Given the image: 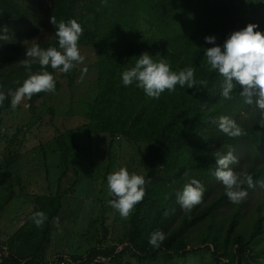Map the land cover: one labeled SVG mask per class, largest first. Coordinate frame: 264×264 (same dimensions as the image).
Returning a JSON list of instances; mask_svg holds the SVG:
<instances>
[{
  "label": "trees",
  "instance_id": "16d2710c",
  "mask_svg": "<svg viewBox=\"0 0 264 264\" xmlns=\"http://www.w3.org/2000/svg\"><path fill=\"white\" fill-rule=\"evenodd\" d=\"M51 3L50 21L53 16L57 25L61 20H77L83 28L79 46L90 47L99 54L97 93L85 102L84 124L57 132L53 140L43 145L58 156L60 182L70 175L69 155L81 151L76 139V132L81 130L89 138L108 135L118 141L146 144L142 163L146 180L151 181L146 184V195L136 205L126 233L120 232L118 239L113 237L122 248L113 245L116 241L108 240L102 224L95 248L84 258L73 255L72 263L93 264L100 258V264L107 261L130 264L123 258L130 255L136 264H186L190 259L203 261L208 253L211 264H249V260L264 264V185L260 190L263 195L250 203L255 199L254 189L264 184V162L260 163L257 156L264 142V118L255 103L244 102L239 85L234 88L232 99L221 96L224 77L210 69L205 56V49L215 46L206 43L207 36H215L217 45L222 46L231 33L248 24H257L256 30L264 33V0H52ZM24 11L18 0H0V23L23 20ZM52 30L53 36L44 49L58 48L57 28L53 24ZM145 52L156 60L166 58L173 71L194 68L197 82L207 81L206 86H197L200 89L197 91L177 85L174 92L165 91L158 99L148 97L136 82L125 87L122 72L133 67ZM47 70L55 77L59 69L49 66ZM28 74L18 75L19 83L6 86V94L22 86ZM62 75L72 86L77 68ZM45 93L33 95L30 102L35 103ZM5 106L11 107V96L0 106V136ZM221 116L234 119L245 134L236 138L224 134L218 127ZM241 143H248L257 157V160L247 157L245 167L239 171L253 177V186L245 183L241 189L248 193L249 200L232 203L224 189L209 201L217 153L226 155ZM20 156L19 150H10L0 171L5 170L9 177ZM193 178L206 191L202 203L187 211L177 202V195ZM67 196L64 191L62 195L57 192L47 197L43 211L47 220L41 227L40 250L51 243L57 218L69 221L63 227L71 236L70 222L78 219L84 202ZM250 208L253 213L248 218ZM245 228L248 233L242 230ZM157 230L166 235L158 248L149 244L150 235ZM196 230L200 232L192 242L190 235ZM128 241L130 245L123 246ZM4 249L9 250L2 246L0 252ZM8 253V257H0V264H46L39 260L42 259L39 249L32 254L12 250Z\"/></svg>",
  "mask_w": 264,
  "mask_h": 264
},
{
  "label": "rangeland",
  "instance_id": "374dc122",
  "mask_svg": "<svg viewBox=\"0 0 264 264\" xmlns=\"http://www.w3.org/2000/svg\"><path fill=\"white\" fill-rule=\"evenodd\" d=\"M18 1L25 10L26 17L7 25L0 23V36L9 37L7 40H0V86H2L0 90L5 93L6 86L17 84L18 75L28 73L20 64V61L26 59L27 47L37 43L44 48L45 43L53 36L50 21L52 0ZM5 28L7 32L4 31ZM79 47L85 60L76 67L77 75L74 82H70L72 86L58 70L55 72V92H46L35 103H31L26 97L15 110L12 107H4L0 165L2 167L10 150H19L22 158L21 160L19 158L20 161L11 168L9 177L5 170L0 171V247L4 246L9 249L8 251H17L20 254L22 252L32 254L39 249V256L42 257L39 260L46 264L59 263L65 258L71 260L70 258L76 254L86 257L95 248L97 231L100 232L98 228L102 224L107 230L108 240L116 241L113 245L121 249L122 246L117 243L119 241L113 237L118 239L120 232L126 233V226L136 208L128 219H122L109 205L112 197L109 195L107 176L120 167H126L130 173L136 172L146 178V170L142 163V154L146 153L148 148L146 144L137 145L125 139L118 141L108 135L89 138L86 132L81 130L76 132L81 151L79 154L77 151L70 152V175L65 177L64 182H60L58 156L52 149L43 145L53 140L58 135L57 132L63 133L80 128L85 121L84 113L87 106L85 102L87 98L97 93L99 54L90 47ZM84 69H87L86 73ZM33 70H41L38 63L32 65L31 71ZM66 143L71 148L69 142ZM230 150L239 161L230 165L234 171L239 172L245 167L247 157L257 160L248 143H241L234 150L233 148ZM257 156L259 162L263 163L264 142ZM73 183L76 184L68 190V186ZM211 183L213 189L208 196L209 201L225 189L215 175ZM263 185L260 183V186L254 189L255 199L251 200V204L263 195L260 192ZM64 191H67L68 198L70 196L83 200L79 217L70 222L71 236L63 227L69 221L56 223V227L52 229L51 243L48 242L49 244H45L46 247L40 250L43 230L39 227L41 230L36 232L39 228L31 217L37 211H44L47 197L56 195L57 192L62 195ZM245 199L248 201L249 197ZM70 209L72 208L67 210ZM252 213L253 210L250 208L248 218ZM247 220L250 223L249 219ZM242 230H245V233L249 231L247 228ZM199 232L200 230H196L195 234L190 235L192 242L197 240L195 238ZM124 245H130V242H125ZM123 258L130 264H136V259L130 255H124ZM98 260L93 264H100ZM249 262L255 264L250 260ZM105 264H108V261ZM186 264H211V258L207 253L203 261L190 259Z\"/></svg>",
  "mask_w": 264,
  "mask_h": 264
},
{
  "label": "clouds",
  "instance_id": "9594fccd",
  "mask_svg": "<svg viewBox=\"0 0 264 264\" xmlns=\"http://www.w3.org/2000/svg\"><path fill=\"white\" fill-rule=\"evenodd\" d=\"M51 23L57 28L55 36L58 38V48L52 46L44 49L37 43L27 47L26 59L20 61V64L28 70V78L15 91L9 90L6 94L0 90V106L8 96H11V107L15 110L26 97L31 99L33 95L41 92H55L56 79L53 73L47 70L49 66L67 74L84 63L85 56L81 54L79 47V39L83 34L81 24L72 19L68 22L61 20L57 25L55 16L51 18ZM258 27L257 24H248L246 28L231 33L222 46L217 45L215 36L205 37L207 44L215 45L205 49V56L210 69L224 77L221 96L224 99H232L233 90L239 85L242 88L240 96L244 98V102L248 105L255 103L264 118V33L257 31ZM4 31L7 32V29ZM7 39V35L0 36V40ZM37 63L42 70L33 73L32 65ZM86 71L87 69H84L85 73ZM134 82L148 97L154 99H158L165 91L174 92L177 85L181 88H196L199 91L197 86L203 87L207 84L204 80L197 82L194 68L186 67L178 72L173 71L166 58L156 60L147 52L137 58L133 67L122 72V83L125 87ZM218 127L231 138L245 134L244 129L228 116L219 117ZM216 163L215 176L223 184L226 196L232 203L241 202L248 195L246 191L241 190L242 186L245 183L249 187L253 186L252 175L234 171L230 167L239 163L231 151L226 155L218 152ZM150 182L144 175L130 173L126 167H120L107 176L109 195L112 197L109 205L122 219H128L136 205L143 201L146 184ZM205 191V186L193 178L177 195V202L182 209L190 211L202 203ZM31 219L39 228L46 222L47 215L43 211H37ZM56 222H59L58 218ZM165 238V233L157 230L150 235L149 244L158 248Z\"/></svg>",
  "mask_w": 264,
  "mask_h": 264
},
{
  "label": "built area",
  "instance_id": "2783aa9c",
  "mask_svg": "<svg viewBox=\"0 0 264 264\" xmlns=\"http://www.w3.org/2000/svg\"><path fill=\"white\" fill-rule=\"evenodd\" d=\"M8 255H9V253L6 249H4V251L0 252V257H3V256L8 257ZM2 259H4V258H2ZM60 264H72V262L69 259H65V260H62L60 262Z\"/></svg>",
  "mask_w": 264,
  "mask_h": 264
}]
</instances>
